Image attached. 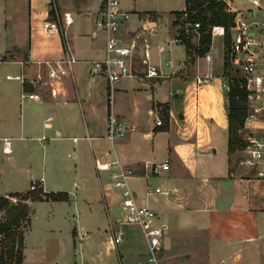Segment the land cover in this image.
<instances>
[{
	"label": "crops",
	"instance_id": "crops-1",
	"mask_svg": "<svg viewBox=\"0 0 264 264\" xmlns=\"http://www.w3.org/2000/svg\"><path fill=\"white\" fill-rule=\"evenodd\" d=\"M103 3L0 0V53L12 55L0 62L4 75L0 79V154L7 156L0 176L22 178L16 186L0 183V195L28 192L33 181H41L45 193L63 192L70 198L82 192L84 213L78 219L79 245L78 231L74 232V248L79 247L72 264H155L139 227L127 226L119 245L112 241L109 214L119 210L120 195L112 190L110 172L97 170L96 158L112 160L117 154L136 169L131 181L138 200L155 209V224L164 228L161 264H264V180L248 178L237 168L240 153L232 158L228 153L224 36L213 37L207 54L187 67L186 50L183 61L173 55L175 11L184 10L186 0L182 7L167 5L160 11L142 8L141 0H121L131 12L124 30L141 27L148 12L156 13V22L168 20V33H160L157 27L151 36L152 40L157 37L156 45L166 46L162 53L154 48L153 61L174 75L126 78L111 106L106 78L93 75L84 62L101 58L105 52L104 32L95 26ZM228 3L237 12V20L264 35V27L257 25L264 21V8H256L252 0ZM57 11L71 12L74 22L64 25L62 34H49L43 24ZM68 50L79 59L72 75L62 82L50 79L43 61L60 59ZM260 63L264 73V54ZM8 74L13 77L7 78ZM207 74H213L210 81L198 84L197 76ZM52 87L57 89L55 95ZM23 91L39 93L42 98L23 99ZM160 104L169 106L166 127L165 121L157 124ZM112 110L125 126L114 142L115 152L108 137ZM263 125L257 122L256 130L261 132ZM5 138L12 141L10 153L3 150ZM146 161H168L170 169L151 174L144 168ZM156 187L163 192H155ZM36 202L29 201L31 222L24 234L23 264H30L28 247ZM100 205L104 217L96 218L93 212ZM56 259L54 263L59 264Z\"/></svg>",
	"mask_w": 264,
	"mask_h": 264
},
{
	"label": "built area",
	"instance_id": "built-area-1",
	"mask_svg": "<svg viewBox=\"0 0 264 264\" xmlns=\"http://www.w3.org/2000/svg\"><path fill=\"white\" fill-rule=\"evenodd\" d=\"M228 1V0H227ZM256 8H264V0H252ZM131 12L126 10L121 0H104L103 7L99 11L95 26L96 30H101L105 35V52L103 57L84 61L90 67L93 75H103L107 82L110 94L108 95L111 106L112 98L116 90V83L124 78H171L174 73L165 71L161 62L153 61V51L157 47L162 53L166 50L165 45H156L151 36L157 32L156 20L146 19L144 24L136 29L124 30L125 21L130 19ZM74 22L71 12H56L55 17L47 19L44 30L49 34H62V27L69 26ZM257 25L264 27L263 22ZM191 29L187 28L186 33L198 32L200 23L196 22ZM226 28L223 25H214L212 35L225 36ZM176 42L182 39L176 37ZM231 57L234 73L226 81L229 90L230 84L238 81L240 87L246 91V96L242 102L245 104L247 113L241 129L244 141L243 147L238 151L236 163L238 170L244 172L248 178L264 180V125L257 131L255 124H264V73L261 71L260 56L264 54V35L252 31L249 24L242 20H237L236 26L232 28ZM209 58L210 55H207ZM79 61L71 50L60 59L43 61L50 79L62 82L66 77L71 76L73 66ZM169 62V61H168ZM13 76L8 74L7 78ZM20 78V76H17ZM213 77V74L197 76L198 84H203ZM38 78H41L38 75ZM1 79V77H0ZM52 94L57 93V89L52 87ZM241 98V96H238ZM23 99H41V95L36 92L23 91ZM164 120L161 116L157 118V124L162 125ZM124 124L119 120L112 110L108 116V137L115 152L114 142L123 134ZM5 153L12 151V141L4 139ZM96 168L98 171H109L111 175L112 190L120 195V207L117 212L109 214L110 231L112 241L117 246L122 243L126 236L127 226H136L142 230L149 250V258L155 264H161L159 253L163 247V237L165 234L162 226L155 224L157 212L149 205L141 204L137 193L132 186V177L136 174V169L123 163L116 154L112 160H101L96 158ZM144 168L151 174H161L164 170L170 169L168 161L153 163L146 161ZM41 181H33L30 190H35L41 186ZM155 192L162 193L160 187L155 188ZM81 264H90L83 261ZM173 264V263H166Z\"/></svg>",
	"mask_w": 264,
	"mask_h": 264
},
{
	"label": "trees",
	"instance_id": "trees-1",
	"mask_svg": "<svg viewBox=\"0 0 264 264\" xmlns=\"http://www.w3.org/2000/svg\"><path fill=\"white\" fill-rule=\"evenodd\" d=\"M54 11V10H53ZM153 14L154 12H148ZM176 19L174 25H181V34L178 38L186 48L185 65L191 66L198 56H205L211 48L213 41L212 27L223 25L226 28L224 36L225 59L223 78L229 80L234 73L231 57L232 28L237 24V12L233 11L227 0H186L184 10L175 11ZM187 15V20L181 22L180 17ZM155 17V15H153ZM200 23L198 33H200L198 44L193 42V37L197 33L185 34L186 29H191L190 25ZM180 31V30H178ZM1 56V53H0ZM4 60H8L3 57ZM241 96L239 98L238 96ZM246 96V91L240 87L238 81L230 84L227 91L228 102V153L232 158L244 145L241 129L247 113L245 104L242 102ZM161 115L167 126L170 118L169 106L160 104ZM17 196L20 201L14 203L11 197ZM69 199L67 193H45L43 188L29 190L28 192H13L0 195V210L9 211L5 220L0 221V264H23L24 260V234L31 222V207L29 201L54 200L62 201ZM28 219V220H26ZM26 220L28 226L22 229V222Z\"/></svg>",
	"mask_w": 264,
	"mask_h": 264
},
{
	"label": "rangeland",
	"instance_id": "rangeland-1",
	"mask_svg": "<svg viewBox=\"0 0 264 264\" xmlns=\"http://www.w3.org/2000/svg\"><path fill=\"white\" fill-rule=\"evenodd\" d=\"M169 6V8H179L183 6V0H141V6L147 10H156L160 11L165 6ZM157 16L156 13H148L146 19L155 20ZM187 15H183L180 17V21L183 22L187 20ZM157 27L159 32L168 33L169 23L166 18L160 19L157 22ZM180 30V31H178ZM182 28L181 25L175 26L173 28V32L176 37L180 36ZM193 33L196 32L198 38L200 33L193 30ZM187 35V33L185 32ZM174 38V37H173ZM194 36V43L197 45V41ZM222 38H220V42H222ZM153 41H157V37H153ZM176 49L173 51L174 57L178 61L184 60V52L185 46L181 43L176 42L174 44ZM154 54V52H153ZM167 55V54H166ZM10 54H1L0 62L4 61L3 57H6L8 60L11 59ZM155 56V54H154ZM168 56V55H167ZM3 73L0 71V77L3 78ZM126 79V78H124ZM116 83V90L112 98V102L116 103L119 94V85L124 80ZM227 84V83H226ZM107 93L110 94V89L107 87ZM109 104L111 105L110 99ZM161 118L162 115L160 114ZM163 119V118H162ZM164 120V119H163ZM98 131L101 130V123L98 124ZM86 140L89 139L86 137ZM7 156L5 154H0V168L4 166L3 161L6 162ZM8 181V184H12L14 186L21 184L22 178L12 177L7 178L5 176H0V183L4 182V184ZM83 193L80 192L76 197L71 196L69 199L62 201H37L33 207V219H32V234L29 241V251H28V261L30 264H55L54 259L57 258V261H60L59 264H72L74 253H78L77 247L74 248V232L75 229L78 231L76 242L79 245L80 233H81V220L83 217V209L84 204L82 202ZM11 201L17 203L20 201V198L17 196L11 197ZM94 209V208H93ZM98 209V210H97ZM96 210H94L93 215L97 218L104 217L103 206H98ZM9 211L7 209L0 210V221H3L8 216ZM28 220V219H26ZM24 220L22 222V229L28 226V222ZM149 252V250H148ZM150 254V253H149Z\"/></svg>",
	"mask_w": 264,
	"mask_h": 264
},
{
	"label": "water",
	"instance_id": "water-1",
	"mask_svg": "<svg viewBox=\"0 0 264 264\" xmlns=\"http://www.w3.org/2000/svg\"><path fill=\"white\" fill-rule=\"evenodd\" d=\"M191 26V25H190Z\"/></svg>",
	"mask_w": 264,
	"mask_h": 264
}]
</instances>
